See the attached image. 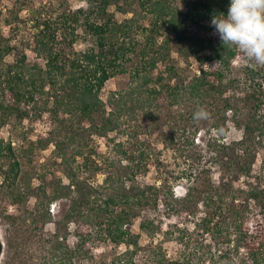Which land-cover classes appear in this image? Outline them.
Listing matches in <instances>:
<instances>
[{
    "label": "trees",
    "instance_id": "1",
    "mask_svg": "<svg viewBox=\"0 0 264 264\" xmlns=\"http://www.w3.org/2000/svg\"><path fill=\"white\" fill-rule=\"evenodd\" d=\"M120 1L87 0L86 6L65 9L54 18L33 20L38 31L28 46L44 59L42 66L35 67L37 70L26 68L24 57L5 62L13 46L0 31V120L4 121L10 113L19 119L28 116V106L35 93H43L46 88L52 99V107L48 108L51 121L78 114L79 123L89 124L82 127L84 131L80 134L90 131L106 136L108 132L118 131L120 118L133 117L139 109L153 122L157 117L154 106L156 109L179 105L186 99H205L211 93L224 91L233 94L223 101L224 113L234 110L237 116L234 97L242 94L234 91L237 79L227 78L226 72L239 49L223 45L219 35H208L213 28L212 17L226 14L229 0H186L188 10L184 13L173 4L174 0H122L130 6L137 4L150 14L147 25H137L136 40L132 34L134 18L118 22L109 11V6L118 7ZM80 26L94 42L93 47L84 51L74 48ZM200 28L204 30L201 32ZM169 33L174 34L181 47L189 44L187 49L199 61L192 78L180 74L174 65ZM206 50L208 54H203ZM214 60L218 66L204 68L207 61ZM158 64L163 70L155 73ZM127 71L131 83L126 88L117 91L104 88L108 79ZM247 75L250 85L242 98L245 106L254 110L245 113L244 118H235V126H242V135L230 141L223 135L213 138V143L208 144L211 150L203 153L197 150L195 133L189 131L182 142L179 134L177 146L187 147L179 149V159L184 161L177 162L173 168L161 166L153 158L149 142L137 139L127 148L117 143L125 164L119 161L118 168L113 161L108 167L103 163V168L95 165L96 169L107 171L100 183L78 175L69 167L65 173L68 182L59 181L51 195L40 185L26 192L19 188L21 163L8 141L7 162L0 165L2 184L12 202L34 196L37 203L26 214L8 217L14 223V231L24 228L14 237L17 238L14 249L8 251L3 264H11V260L17 261L22 255L24 260L18 264H138L140 255L143 259L139 264H177V259L169 257L162 243L143 245L140 233L133 229L134 222L139 220V229L154 238L161 225L151 211L160 204L165 207L163 214L178 210L185 217L195 216L199 204L203 207L194 224L202 234L209 235L208 250L201 253L205 257L198 262L188 258L179 264H264V171L254 173L253 169L255 150L264 136V115L260 112L264 105V70L248 67ZM215 126L218 128V124ZM169 128L166 142L167 139L173 142L176 132H186L185 126ZM74 140V135L70 142L56 140L57 156L71 163L81 155L83 166L89 168L93 161L88 154L83 155L82 145H70ZM152 164L160 173L157 180L138 181V175H146ZM213 165L220 173L215 180L207 171ZM260 167L264 168V159ZM182 181L183 194L174 197L173 186ZM58 199L67 200L68 207L60 219L53 220L50 203ZM50 222L54 227L47 231ZM34 232L38 236L35 244L20 238L25 234L35 235ZM71 234L75 236L73 245L68 242ZM101 243L111 246L110 250L97 253ZM211 244L221 247L212 251ZM121 245L123 250H118Z\"/></svg>",
    "mask_w": 264,
    "mask_h": 264
},
{
    "label": "rangeland",
    "instance_id": "2",
    "mask_svg": "<svg viewBox=\"0 0 264 264\" xmlns=\"http://www.w3.org/2000/svg\"><path fill=\"white\" fill-rule=\"evenodd\" d=\"M173 4L178 7L179 11L186 12L188 10L186 0H174ZM87 0H0V31L4 37L8 38V41L13 46L12 51L5 56V62H14L17 59L24 57V64L27 67H34L32 69L37 70L35 67H40L44 63V59L39 57L36 52L29 49L28 43H31L33 36L37 33L33 26V20L44 19L46 17L54 18L65 9H76L81 6H86ZM120 7V8H119ZM123 8V9H122ZM127 10V12H123ZM109 11L114 14V18L118 22L126 21L133 17V39L138 38L137 27L138 24L147 25L150 14L148 11H144L137 4L131 6L122 0L119 2V6H109ZM188 24L194 27V23L188 20ZM201 32L204 30L199 29ZM77 38L74 43L76 51H84L94 46L93 39L88 35L84 29L80 26L77 30ZM208 35L216 37L214 28L208 32ZM170 36V53L174 65L179 70L180 74L192 78L197 68H199V61L196 56L190 54L187 49L189 44L185 47H181L179 42L175 39L173 33H169ZM163 38V37H161ZM160 38V40H161ZM128 39V38H127ZM203 54H208V50L203 51ZM131 65V63H130ZM218 66V62L207 61L204 64V68H212ZM248 67L260 68L264 70V66L257 65L254 61L250 62L244 54L239 52L233 57L231 68L226 72L227 78L237 79L236 88L234 91L241 93L235 94L237 109V116L234 115V110H228L224 113L223 101L226 97L232 96V92L211 93L208 98L205 99H186L181 104L167 105L161 108H154V114L157 116L153 122L150 118H147L144 112L139 109L136 111V115L127 116L123 115L120 118L121 128L118 131L108 132L106 136H100L97 133L90 131L80 134L84 130L82 127L87 128L89 126L87 121H81L79 123L78 114L68 115L63 118L59 117L51 121L52 117L48 112V108L52 107V99L49 97V93L46 91L43 93H35L34 100L30 101L29 114L23 119H19L14 113H10L5 116L4 121L0 120V147L2 149V155L0 157V165L7 162L6 155V143L10 141L11 146L21 163L22 173L18 180V185L21 191H29L35 189L38 185L45 187L49 195L54 185L59 181L67 183L68 179L65 173L72 167L73 171L78 175L86 176L88 179L95 183L102 182L103 177L106 175V170L96 169L95 165H105L114 163V166L119 167L118 162L125 164L122 154L118 150L119 142L123 143V147H129L132 142L137 139L149 142L152 149V155L154 159H157L161 166H168L173 168L177 162L184 161L183 158L179 159V149H185L187 146L180 144L182 141H186V135L194 134L195 143L198 145L197 150L204 153V150H211V146H208L209 142L213 143V138H217L221 135L224 136L226 141L237 139L242 135V126H235V118H244L245 113L249 111L253 112L252 107H247L244 104L242 96L246 94L249 89V80L247 75ZM129 70V69H128ZM163 70V66L158 64L155 73ZM130 71V70H129ZM127 71L123 74H118L105 82L104 88L107 91H117L126 88L131 83L130 72ZM261 77V75H260ZM24 104H21L23 107ZM203 108L210 115L206 120L196 121L194 120V113ZM260 112L264 115V105L261 107ZM258 112V113H260ZM240 115V116H239ZM264 122V121H263ZM215 123L218 124L215 126ZM242 123V122H241ZM177 125L181 128L186 127V132L181 130L176 132L173 142L165 138L169 135V126ZM182 134V140H179L181 146H177V137ZM75 137V140L70 144L72 147H76L79 143L83 147L84 154L90 157L89 168H85L82 164L83 156H76L71 163H65L60 157L57 156L54 143L56 140H66L70 142V137ZM185 136V138H184ZM262 144L256 148V156L254 162V173L263 172L264 168L260 166L263 164L264 159V136L261 138ZM207 157L203 158L205 161ZM152 161V159H151ZM109 162V163H108ZM151 163V162H150ZM118 164V165H117ZM103 165L101 166L103 168ZM111 167L113 170L114 167ZM123 169H119L122 171ZM208 171V175L214 180L218 177L219 169L213 165ZM160 173L157 172L155 166L150 165V169L146 175H138V181L141 183L156 181ZM45 180V181H44ZM44 181V182H43ZM185 188L184 181L178 182L173 186V195L179 198L183 194ZM43 189V188H41ZM37 203L36 198L31 196L26 198L25 201L19 203L12 202L9 191L2 184V173L0 171V237L3 240V253L0 258V264H3L8 251L14 249L15 240L17 234L21 233L22 229L14 231V223L10 222L11 216H17L20 214H26L27 209H32ZM174 205L178 203L172 201ZM68 207V201L65 199H58L50 203V212L53 216V220L60 219L65 210ZM164 205L160 204L156 210L151 211L156 215L154 218L156 222L161 225V230L154 236V238L146 235L141 231L138 226V221L134 222L133 229L140 233V243L143 245L162 243L166 249L169 257L177 259V264L185 261L186 259H192L193 263L198 262L202 252L208 250L207 243L209 235L202 234L195 227V221L199 219L202 214L203 207L199 204L196 208L195 216H184L180 212H175L170 215L163 214ZM177 208L179 209L178 205ZM73 227V225H70ZM54 224L52 222L47 224V231H52ZM230 229H232L230 227ZM168 232V233H167ZM32 235H22L20 238H25L27 243L37 242L38 236L36 232ZM167 233V234H166ZM177 238V240H176ZM30 239V240H29ZM161 240V241H160ZM182 240V242H181ZM68 242L73 245L75 242V236L70 235ZM12 246H11V244ZM212 245V244H211ZM219 246L212 245L211 249ZM13 248V249H12ZM111 246L101 243L96 249L97 253H105L110 250ZM124 246L121 245L118 250H123ZM14 256V255H12ZM24 255L17 258V261L11 260V264H18L24 260ZM208 258V256H206ZM137 263L143 259L141 255L137 258Z\"/></svg>",
    "mask_w": 264,
    "mask_h": 264
},
{
    "label": "clouds",
    "instance_id": "3",
    "mask_svg": "<svg viewBox=\"0 0 264 264\" xmlns=\"http://www.w3.org/2000/svg\"><path fill=\"white\" fill-rule=\"evenodd\" d=\"M211 26L223 45L237 47L250 62L264 66V0H229L227 13L214 15ZM209 115L201 108L194 120H206Z\"/></svg>",
    "mask_w": 264,
    "mask_h": 264
},
{
    "label": "water",
    "instance_id": "4",
    "mask_svg": "<svg viewBox=\"0 0 264 264\" xmlns=\"http://www.w3.org/2000/svg\"><path fill=\"white\" fill-rule=\"evenodd\" d=\"M3 245H4L3 240L0 237V258H1L2 253H3Z\"/></svg>",
    "mask_w": 264,
    "mask_h": 264
}]
</instances>
